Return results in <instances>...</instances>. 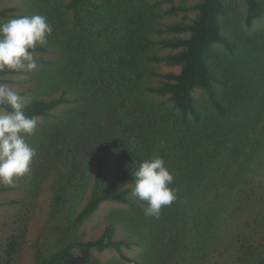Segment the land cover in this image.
<instances>
[{
	"label": "rangeland",
	"instance_id": "374dc122",
	"mask_svg": "<svg viewBox=\"0 0 264 264\" xmlns=\"http://www.w3.org/2000/svg\"><path fill=\"white\" fill-rule=\"evenodd\" d=\"M161 1L147 0L152 6ZM200 1L172 0L157 6L154 30L190 24L194 12L163 13L171 7L190 8ZM232 1L233 9L220 20L221 34L237 43V49L233 55L220 45L213 49L217 98L226 113L219 118L205 94L196 90L193 97L199 120L190 117L184 128L178 126L179 113L167 96L147 92L160 85L161 76L178 73V67L150 59L165 56L169 50L148 48L138 64L135 82L127 80L125 87L109 92L103 103L93 104L84 97L87 88L82 78L76 77L86 68L83 56L64 45L63 36L72 40L77 34L67 9L70 0H57L54 16L58 23L53 34L43 29L39 3L0 0V10L14 9L0 17V34L17 31L27 36L23 40L0 37L1 101L17 110L34 101H69L48 117L32 122L0 108V146L5 150L0 152V189H4L0 191V243L5 245L11 237L18 241L12 264H36L38 253L49 257L66 244L94 241L108 226L114 230L113 240L127 245L121 250L130 262L112 249L99 252L73 247L64 264H237L236 235L255 245L264 240V15L247 28L243 0ZM151 37L161 40L168 36L154 33ZM260 43L263 45L254 49ZM20 46L43 51L6 52ZM16 61L23 65L4 67ZM70 65L75 67L73 78L66 76ZM85 110L90 114L82 117ZM95 116L98 124L92 130ZM120 118L129 130L127 137L137 140L130 150L134 156L143 155L154 139L164 137L166 147L161 151L169 157L147 170H137L136 175L146 176L145 187L140 191L142 183L138 182L124 187L136 190L130 194L131 205L104 202L72 230V222L95 185L97 160L113 144ZM52 134L47 159L49 148L41 151L48 147ZM72 154L83 160L80 168L85 177L63 192L71 174ZM117 163L106 185L120 176V158ZM239 187L241 191L253 189L251 196L245 200L236 196ZM61 195L63 204L57 206ZM244 220H248L247 227ZM260 221L263 225L259 226ZM219 237L224 241L220 247ZM203 254L207 258H201Z\"/></svg>",
	"mask_w": 264,
	"mask_h": 264
},
{
	"label": "trees",
	"instance_id": "16d2710c",
	"mask_svg": "<svg viewBox=\"0 0 264 264\" xmlns=\"http://www.w3.org/2000/svg\"><path fill=\"white\" fill-rule=\"evenodd\" d=\"M32 1L42 6L40 13L44 14L43 29L53 34L58 23L54 16V12L59 7L57 0ZM171 1L162 0L152 6L148 4L147 0H70L67 9L72 12L73 25L77 34L72 40L66 38V36H61L64 37V45L67 49L73 51L74 54L83 56L86 68L83 72L79 70L76 77L79 78L80 76L82 84L87 88L84 94L86 100L93 104L103 103L102 100L108 97L109 92L125 87L127 80L133 84L138 76V64L142 57L145 56L147 49L157 47L160 50H169L170 53L150 59L154 62L164 63L169 67H178L179 71L176 74L161 76L163 81H161L160 85L147 88V92L156 96H167L173 108L179 113V127L187 128L190 117L194 121L199 120L198 109L193 97V93L196 90H201L205 94L216 113L220 115L219 118L226 113V109H224L221 101L217 98L216 84L219 79H217L213 69V49L215 45H220L230 52L231 55L237 49V43H233L221 34L222 25L220 20L225 18L230 10L233 9V1L201 0L190 8L171 7L163 15L174 16L181 12L191 11L195 13L194 19L190 24H173L154 30V21L159 16L156 13V7ZM243 2L245 5L244 25L250 28L254 21L259 20L264 15V4L262 0H243ZM13 10V8L0 10V17H6L5 15ZM19 10H21V7ZM24 14H22V17ZM44 24H46L45 28ZM154 33L159 36L166 34L168 37L161 40H153L151 35ZM0 37L18 40L27 38V36L17 31L11 34H0ZM261 45L263 43H260V45L254 44L253 46L255 49ZM19 51L29 53L32 51H43V49L20 46L6 50L7 53ZM22 65L23 62L16 61L6 63L4 67L11 68ZM72 67L75 69L74 66L70 65L66 70L68 78H73ZM239 97L237 96L232 100H236ZM1 100L2 96H0V108L6 113L30 122L35 118L48 117L57 106L69 103L65 98L48 102L34 101L24 109L17 110L5 105ZM88 110L87 113L85 110V113L81 116L89 115L90 112ZM96 118V116L92 118V130H95V126L98 124ZM125 126L126 124L121 118L115 124L113 144L110 145L107 153L97 160L95 185L88 201L72 222V230L97 211L104 202L131 205L130 194L136 190L124 187L137 182L142 183L140 191H143L145 187L146 176L136 175L137 170L142 167L147 170L157 161L163 162L168 159V154L163 152L164 150L161 151L166 147L164 137H160L157 140L154 139L147 147L148 151L146 150L143 155L134 156V153H131L130 150L137 146V140L130 135L127 137L129 130ZM108 136L109 134L105 132V137ZM52 139L53 134L49 135L50 142L48 147L43 146L44 148L41 151V153L46 152V149L49 148L47 154H45L47 159L50 158V153L52 152L50 150V147H52L50 144L54 142ZM204 149L207 150V148ZM151 151L155 153L150 154ZM0 152H5L1 146ZM190 152L195 154L193 150H190ZM118 158L122 162L123 170L114 183L106 185L107 176L113 172L115 166H118ZM70 159L72 165L71 174L66 180L63 192H67V189L70 188L69 186H73L78 179L85 177L84 169L80 168L83 160L74 154L71 155ZM142 179L144 180L142 181ZM3 190L0 189V191ZM246 190L241 191L239 187L235 195H240L239 197L241 198L242 196L243 200H245V196H251L250 192L253 189L246 188ZM234 191L235 189H232V192ZM63 201V196H58L56 200L57 206H61ZM247 222L248 220L243 222L246 227ZM262 222L258 223L259 226L263 225ZM250 230H253V227ZM113 236L114 230L111 226H108L94 241L66 244L56 250L55 253L49 255V257L38 253L36 264H64L73 247L91 248L99 252L112 249L122 260L130 262L121 250L122 246L127 245L114 241ZM220 241L221 237L216 239L219 247L224 242ZM233 243L240 253L236 257L237 264H264L263 239L255 245L251 239L242 240L236 235ZM18 246L19 244L15 237H11L5 245L0 243V264H12ZM204 257H206L205 254L201 256V258ZM215 258L216 255L214 254L212 260H215ZM211 261L208 260L209 263Z\"/></svg>",
	"mask_w": 264,
	"mask_h": 264
}]
</instances>
